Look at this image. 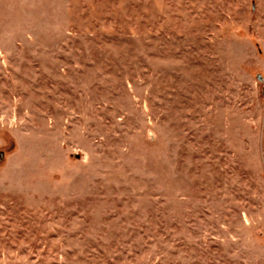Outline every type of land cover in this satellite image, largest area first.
<instances>
[{
  "label": "rangeland",
  "instance_id": "374dc122",
  "mask_svg": "<svg viewBox=\"0 0 264 264\" xmlns=\"http://www.w3.org/2000/svg\"><path fill=\"white\" fill-rule=\"evenodd\" d=\"M0 264H264V0H0Z\"/></svg>",
  "mask_w": 264,
  "mask_h": 264
}]
</instances>
